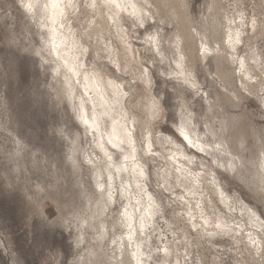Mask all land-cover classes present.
<instances>
[{
	"label": "rangeland",
	"instance_id": "rangeland-1",
	"mask_svg": "<svg viewBox=\"0 0 264 264\" xmlns=\"http://www.w3.org/2000/svg\"><path fill=\"white\" fill-rule=\"evenodd\" d=\"M16 1L0 0V264H80L78 262L82 260V256L88 250L87 242L84 241L88 240H84L80 247L76 244V237L79 233L76 228L77 220L84 212L87 215V207H91L92 202L95 203L98 198L93 175L90 173L93 162L91 164L89 159L102 161L103 158L99 151L101 149L96 145L97 132L96 136L89 137L85 133L89 127H85L87 123L83 122L85 123L83 124L80 120L83 117L81 113L80 119L78 118V108L81 104L86 105L89 110V112L87 110V115L88 113L91 115L93 103L89 97L93 93L90 91L86 93L83 90L80 84L82 76L79 71L77 80L74 81L75 86L71 87L72 93H68L69 89L65 88L64 93L60 94V92V96H57L55 89L58 84L51 70L52 63L46 60L50 54L42 49L43 56H40L37 51L42 48L39 21L36 22L27 15L19 2ZM152 1L159 7V12H155L152 8L153 12L149 14L146 22L138 23L132 18L131 20L125 18L124 22L130 34V40L143 57L144 66H148L153 73V92H155V97L161 100L165 113L164 118L159 116L155 120L153 127L155 137L159 136L157 141H161V144L154 141L153 148L155 152L159 153V157L155 156V159L151 160L150 155L147 157L141 155L143 156L142 160L147 163L145 165L147 176L143 183L154 198H157L160 205V211L154 214V220L148 229L151 238H149L151 241L148 249L152 250V258L150 257L152 261L150 259V262L151 264L154 262L155 264H172L177 259L178 263L181 261L180 263L184 264H264V247L260 248L263 249V251L260 250L263 254L262 258L260 257L259 260L251 258L256 247L259 246L255 244L258 243V237L264 239V165H261L264 160L262 155V153L264 154V1ZM77 3L82 5L81 8H84V3H81V0H77ZM211 3L215 7L211 6ZM178 11H184V16L180 15L179 17ZM224 13L236 19L233 25L235 24L236 29L242 32V41L238 44L234 61L226 63V66H224V62H221V66L217 68L215 60L209 56L203 61L197 59L193 69L194 75L191 76L192 78L190 77L191 80L180 79L178 73L174 75L172 70H174L175 64L173 63L182 61L180 60L181 56L178 55H185L183 60L187 62L188 59H191L189 57L194 54L193 47L184 42L187 52H184L185 54L181 52V49L174 44L175 36L176 39L178 36L181 39L184 38L182 29H188L184 25L188 26L189 21L191 22L190 31L193 30V24H198L197 27L204 31L208 28L207 24L210 23L208 21H215L216 18L217 29H219L217 35H221L220 38L223 40V31L226 28L220 24L222 21L227 22ZM81 18H85L84 15L80 16V20H82ZM76 23L78 22H74V24ZM251 24L257 26V32L252 30ZM155 34L159 35L160 48L158 50L164 54L163 56L156 49L145 44L146 39ZM111 45L114 47V44ZM85 52L84 70L92 72L93 64L96 62L100 68L116 72V76L122 74L121 76L131 83L133 88L136 86L140 93L143 92V83L140 80H135L134 77L132 79L134 71L131 72L129 68H126L123 73H120L114 69V66L112 67L111 63V65L105 63L107 62L105 58V62L97 60V58V61L94 60L96 51L93 52L89 49ZM250 57H253V60L249 59ZM239 58H245L250 62L248 76H245L248 79L241 83L237 79V73L239 68L244 70L246 67L239 66L235 60ZM74 61L76 62L77 59ZM223 68L227 73L222 70ZM228 72L229 74L234 73L231 75L233 79H231V85L224 79L222 80V74L228 75ZM233 75H236V81ZM60 80L63 81L62 76H60ZM227 88L229 91L226 90ZM209 102L213 104L211 110H209ZM127 104L125 101L124 107ZM224 116L227 117L225 123L228 121V124L234 125L233 128L228 129V136L224 130L223 133H220L221 128L218 126ZM206 120H209L214 127L216 136L212 134L210 136L206 132ZM104 123L101 125L103 135L109 130L108 123ZM181 124L185 126L190 124L191 126H188L190 129L196 128L197 125L196 129L200 133L205 132L201 133L202 137L204 134L210 136H207L209 144L213 138L227 141L229 137H233L234 143L238 144L235 152L228 153V157H232L231 168L223 165L222 158L218 157L223 150L222 146L218 145L219 142L217 145L211 143L218 147L212 145L215 149L209 153L207 149L201 151L192 145H186L185 148H188L185 150L189 156L194 157L191 167L195 171L215 172L214 176L219 178L217 181L221 185L223 184L222 186L226 192L228 191V194L234 193L232 196L239 197L240 202L243 201L245 206L249 205L250 208L256 210L258 216H261L258 227L253 222H250L251 225L247 222L246 229L248 230H242L243 233H246L244 239L242 238L243 234L232 232V234H227L228 236L215 235L212 240L205 238L203 241L201 240L202 242H197L195 233L198 227L191 228L192 230H188V233L187 231L183 233V226L187 222L184 220L185 217L180 221L183 213L181 209H185V203L180 198L181 195L186 194L181 188L171 190L174 186L170 184L172 179H170V171L167 169L169 166L164 164L165 160L162 159L169 153V150H172V144L169 145L165 136L173 137L171 139H174L173 141L177 145L184 141L177 131ZM237 135H240V143L237 140ZM184 143L186 142L184 141ZM152 155L154 156V154ZM114 156L116 163L123 160L118 153H114ZM215 160H219L222 165L215 163ZM77 165L81 166V169H76ZM211 169L213 171H210ZM161 173L164 174L165 183L171 185L170 188H163ZM122 180H127L124 174L121 178L116 179L115 190L121 189L120 186L125 183ZM200 183L202 184L196 191L195 202L196 206L202 205L203 207L199 193L203 192L202 186L205 183L202 181ZM205 191H208L207 188ZM117 194L121 200L116 202L106 215L107 224L109 223V226L107 225L109 237L100 244L94 230L87 231V236L91 235L89 246L92 247L95 256L91 264H107V260H104L100 255L104 249L105 253L109 252V260L111 253L114 255L117 251L115 248L117 244L113 241L121 232V227L115 224V218L118 215V208L125 204L123 192L117 190ZM223 208L220 204L216 205L215 213L224 216L232 226L236 225L237 220H242V212L238 209L233 208L229 212L230 210L224 208V212ZM93 214L96 215V212L94 211ZM60 215L63 216V220L59 218ZM236 217L237 219H235ZM258 229L261 231L259 232ZM113 230L116 231L115 236ZM256 232L262 237L257 234L258 237H256ZM254 237L257 239L253 240ZM116 240L118 239L116 238ZM247 240L248 242H245ZM173 250L174 253L171 254L170 252ZM75 260L77 261L75 262ZM177 260L175 261L177 262Z\"/></svg>",
	"mask_w": 264,
	"mask_h": 264
},
{
	"label": "bare ground",
	"instance_id": "bare-ground-1",
	"mask_svg": "<svg viewBox=\"0 0 264 264\" xmlns=\"http://www.w3.org/2000/svg\"><path fill=\"white\" fill-rule=\"evenodd\" d=\"M17 1L19 2L22 10L27 15L33 18L36 22L39 21L42 48L41 49L39 48V50L37 51L40 54V56H43L42 51H41L42 49L45 51H48L50 54V56L46 60L52 63L51 70L58 84V87H56L55 89L57 91V96L59 95L60 92H61L60 94L64 93L65 88L69 89L68 93H72L71 87L74 85V81L77 80L79 71H80V75L82 76L80 84L83 87V90L86 93L88 91L93 93V95L89 97L90 101L92 100V103H93L92 104L93 111L91 115H89V113L87 115L88 109L85 104H81V105L79 104L80 108H78L79 109L78 118L80 119L82 115L83 117L82 119H80L82 120V123L87 121L85 122L87 123V125L85 123L83 124H85V127L91 128V129L87 128L85 132L89 135V137L96 136L95 134L97 132L98 139L96 138L97 140L96 145H98L99 147L96 145L94 146L101 149L99 151H101L103 158H102V161L100 160L101 162L99 161L98 158H96L98 159V161L92 158L89 159L91 161V164L93 162V165H91L92 167L90 166L92 169L90 173L93 175V182L96 186L95 190L98 193V194L97 193L95 194L98 195L97 196L98 198L95 200L96 201L95 203L92 202L91 207H87L88 208L87 215L84 212V214L77 220L78 225L76 228L80 234L78 233V236L76 237V244H78L80 247V244L84 240H88V241H84V242H87L86 247L88 250L85 251V255L82 256V260H80L78 263L91 264L92 259L95 257L94 251H92V247L89 246L91 235L90 237L87 236L88 230L89 231L94 230V233L98 235L97 241L100 244H102L103 241L109 237V230H108L109 223L107 224L108 221L106 219V215H107V212L109 213V211L112 210L116 202L121 200V197L118 196L117 194V190H119L120 192H123L124 194L123 196H125V204L123 206H120L118 208V211L116 210L118 215H117V218H115V224L121 227L120 228L121 234L119 233L117 235L116 233L117 235L116 238L118 240H116V238L114 237L115 243L117 244V246H115L117 251L115 252L114 255H112L113 253H111L110 260L108 259L109 252L105 253L104 252L105 249L104 251L100 252V255H102L104 260H107V264H151L150 259L152 258L151 257L152 250H150L151 248L148 249L151 238H150V233L148 229H149L150 223H152L154 220V214L160 211L159 209L160 205H159L158 200H156L157 198H154V196L146 189V186L143 183V181L145 180L144 179L145 176H147V172L145 169V165H147V163H145L142 160L143 156L141 155H144L146 157L147 155L148 156L150 155L151 160H154L155 156L157 157L159 155V153L155 152V150L153 149L154 141H157L159 139L158 138L159 136L155 137L153 127H154L155 120H157L159 116L164 118L165 113H164V108L161 103V100L158 97H155L154 95L155 92H153L154 91L153 89V82H154L153 79L154 78L152 75L153 73L148 66H144L143 60H142L143 57L139 54V52H137V50L135 49L132 43V40H130V36H129L130 34L128 30L126 29L124 22H125V18L130 19V20L132 18V20L138 23L139 22L144 23L146 22L149 14L153 12L151 11V9L153 8L155 12H159V7L156 4H154L152 0H140V1L139 0H114V3L112 4H105L103 3V0H84V1L81 0V3H84V8H81L82 5L78 4L77 0H17ZM93 2L96 5L95 7L91 6ZM27 3H31L33 5L30 11L24 7V5ZM46 5L47 7H45ZM117 5H119V7H117ZM213 5L214 4L211 3V6ZM178 14H179V17L180 15L184 16L185 12L178 11ZM226 14L224 13V16L227 22L222 21V23L220 24L221 26L226 28V30L223 31V36H224L223 40L220 38L221 35L220 36L217 35L219 33V29H217L218 21L216 18H215V21L214 20L208 21L210 23L207 24L208 28H206L204 31L201 30L202 28L197 27L198 24L197 25L193 24L192 25L193 30L190 31L191 30L189 29L191 25L190 21L188 23V26L184 25L186 28H188V29H182L184 38L181 39L178 36L176 39V36H175L174 44L175 46H177V48L181 49V52L183 53L187 52L184 43L189 44L190 47H193L194 54H192L189 57L191 58L190 60L188 59L190 64L187 63L188 61L186 62L183 60L185 59L183 58L185 57V55L183 56V55L177 54L178 56H181L180 60L182 61H178L179 58L177 57L178 62L173 63L175 64V68L173 65L174 70H172L174 75L178 73L180 79H183L186 81L191 80L190 77L194 75L193 69L195 67L196 61H198L197 59L203 61V60H206L207 57L209 56L213 57V60H215V65L217 68L221 66L220 65L221 62L222 63L224 62L223 64H225L224 66H226L228 62L234 61V55L238 51V44L242 41V38H241L242 32H240L239 29L238 30L236 29L235 24L233 25L236 19H233L232 16H230L229 14L227 15ZM82 15H84L85 18L83 19L81 18L82 20H80V16ZM74 22H78L79 25H76L78 23L74 24ZM251 27L254 32H257V26H254V24H251ZM151 38L152 39H146L147 41H145L146 42L145 44H148L150 47H152V49H156L159 52V54H162L158 50V48H160L159 47V39H160L159 35L158 34L157 35L155 34L154 36L151 35ZM111 44H114L115 48ZM160 44L162 43L160 42ZM174 47L172 48L174 49ZM89 49L90 51L92 50L93 52L96 51L94 52L95 53L94 60H96V58L97 60H100V61L104 60V62L107 60V62L105 63H108L109 65L112 64V67L114 66L115 67L114 69L118 70L120 73H123L124 69L126 68L127 69L129 68L131 72L134 71V74H132L134 75L132 76V79L134 77L135 80L136 79L140 80L141 83H143V87H144L143 92L140 93V91L138 90L136 86L133 88L132 84L127 82L121 76L122 74L118 75L119 76L118 77L116 76V72L114 73V71L110 72L108 69L100 68L95 61H94L95 64L92 63L93 64L92 72L91 70H84L83 58L86 57L85 51ZM175 50L177 52H180L177 49ZM163 55L164 54H162V56ZM74 59H77V61L75 62ZM249 59L253 60V57L252 58L250 57ZM235 60L239 64V66L246 67L244 70L239 68V71L237 73V79L241 83L242 81H245L246 79H248V77L246 78L245 76H248V70L250 69L248 68V64L250 62L249 60H246L245 58H239ZM254 63H255V60H254ZM142 64L144 67L142 66ZM224 68L222 69L223 71L226 69ZM225 72L227 73L226 70ZM226 73L222 74V80L224 79L228 84L230 83L231 85L232 83L231 75L234 73L229 74L228 72V75ZM60 76H62L63 81L60 80ZM233 76L236 81V78H235L236 75H233ZM190 83L192 84V82ZM226 90H228V88ZM234 90L236 91V89ZM68 95L71 96L70 94ZM236 95L238 96V94ZM153 100L157 101L160 105V108L158 111H154ZM125 101H127L128 103L126 107H124ZM212 105H213L212 103L210 102L208 103L209 110H211ZM77 106H78V103H77ZM226 119L227 117L225 118L224 116L223 120L219 122L218 126L221 128L220 133H223V130H224L226 132V135L228 136L229 134L228 129L233 128L234 125L228 124V121L225 123ZM104 122L108 123L109 130L103 135L102 134L103 129L101 125ZM189 122L190 121H188V123ZM205 123H206V130H207L206 132H208L210 136L211 134L215 135L214 127H212L209 120H206ZM188 126L190 127L191 125L190 124L187 126L184 125L185 131L187 132L190 139L195 144L199 145V149L200 148H203V150L207 149L209 153L211 151H214L213 149H215V147H213L215 144L213 145L211 143L213 142V143H216L217 145L218 144L217 142H219L218 145H221L223 150L220 149L222 152L219 151L220 154L218 155V157L220 156L222 158L223 165H225L228 168L232 167V162H231L232 157H228V153L235 152L238 148V144L234 143L233 137H229L227 141H219L218 139L215 140L213 138V141L210 143L211 144L210 145L208 142V137L210 136L204 134L202 137L201 133H203L204 131L200 133V131L196 129L197 125H196V128H194L195 126L193 127L194 129H190ZM177 131H178V128H177ZM138 133H139V136H138ZM181 137L183 138V136ZM169 138L170 137L165 136V139H167L166 141H169ZM171 138H170L171 143L169 145L172 144L171 145L172 150H169V153L164 155L162 159L165 160L164 164L169 166V168L167 169L170 171L169 176H171L170 179H172L171 180L172 183L170 184L174 186V188H172L171 190H174L175 188L176 189L181 188L183 192L186 194V195H181L182 193L180 194L181 201L185 203L184 205L185 209L184 210L181 209V211H183L184 213V215H182L183 213L181 214V220L177 218L178 220L182 221L183 217H185L184 220L187 222L186 224L187 226L184 224L183 233L184 231H187L188 233V230L190 231L192 230L191 228L198 227L197 232L194 230V232H196L195 238L197 242L201 240L203 241L205 238H209L212 240V238L215 235L217 236V235L222 234L224 236L227 234H232V232L240 234V235L243 234L242 238L244 239V237L246 236V235L244 236V234L246 233H243L242 230L243 229H244L243 231L248 230L246 229L248 225L247 222H249L250 225L253 222L258 227L260 224L259 222H261L259 221V218L261 216H258V214L256 213V210L250 208L249 205L245 206L244 205L245 203L243 204V201L240 202L241 200L238 199L239 197L236 198L232 196L234 193L232 195L228 194L227 193L228 191L226 192L225 188L222 186L223 184L221 185L217 181L219 178L217 179L214 176L215 172L208 173L207 171V173L206 172L204 173L201 170L195 171V169L191 167V165H193L194 163L193 162L194 157L192 158V155L189 156L185 150L188 148V147L185 148L186 145H190L188 141L184 139V141L186 142L184 143V141L182 142L180 140L182 143H180V145H177L176 142L173 141L174 139H171ZM237 140L240 143L241 141L240 135H237ZM130 141L135 142L134 143V148H135L134 153H133V144L130 143ZM106 142L109 144H107ZM159 142L161 144V141ZM260 142H261V139H260ZM114 144L116 145V147H113ZM217 147L218 146H216V148ZM94 149H97V148H94ZM114 153L120 154V157H122L123 160L116 163V160H114V157H115ZM151 154H154V156L152 155L154 158L151 156ZM262 155L264 156L263 153ZM109 157H111V159H109ZM125 157H127V159H125ZM219 160H215L214 162L217 163L218 165H222L220 164ZM261 165H264V160ZM77 166H76V169H81V166H79L80 168ZM165 166L163 167L165 168ZM210 171H213V170L211 169ZM141 172H143L142 176L140 175ZM121 174L122 175L124 174L127 180L126 181L122 180L125 183L123 184V186L122 185L120 186L121 189L115 190V181L117 178L119 179L122 177ZM162 175L163 176L161 179L164 183L163 188L164 187H166V189L170 188L169 186L171 185L168 183H165L166 179L164 178V174ZM166 175L168 176L167 172H166ZM201 181L205 183L203 184L204 186H202L203 192L199 193L200 196L198 194L199 198L202 199L201 201L199 200L203 204V207L200 204L201 205L200 207L202 208L196 206V202H195L196 191L200 188V185L202 184L200 183ZM98 184L101 187H103L104 189L103 194H101L100 189L97 187ZM204 188L205 189L207 188L208 191H205ZM109 194L111 195V199L108 198ZM218 204H220L222 208L224 207L226 210L228 211L230 210L229 212H231L233 208L235 210L238 209L239 211H241L242 215L241 214L240 215L242 216L243 221L241 219H240L241 221L237 220L236 221L237 226L234 224L233 226L229 224L226 221L224 216L219 215V213L218 215L215 213L216 210H214V208ZM225 209H224V212H225ZM94 211L96 212V215L93 214ZM59 218L63 220L62 219L63 216L60 215ZM73 219L71 220L73 221ZM235 219H237V217ZM185 221L184 223H186ZM113 232H114L113 235L115 236L116 231L113 230ZM257 233L258 232H256L255 235ZM130 235H131V239H129ZM257 235H260V234H257ZM257 235L256 237H258ZM183 236L185 237L184 234ZM258 238L259 240L254 237L253 240L257 239L258 243H255V244L259 246L256 247V250L251 248L252 250L255 251V253L252 255L251 258H255L257 260H259L260 257L262 258L263 249H260V248L264 247L263 237L262 238L258 237ZM73 240H74V237H73ZM245 242H248V240ZM110 245H111V242H110ZM260 250L262 251L260 252ZM170 253L173 254L174 250L173 252L171 251ZM175 260H174V263H178V260L177 262ZM76 261L77 260H75V262ZM180 262L178 264H184L183 262L182 263ZM100 264H104V263H100Z\"/></svg>",
	"mask_w": 264,
	"mask_h": 264
},
{
	"label": "snow or ice",
	"instance_id": "snow-or-ice-1",
	"mask_svg": "<svg viewBox=\"0 0 264 264\" xmlns=\"http://www.w3.org/2000/svg\"><path fill=\"white\" fill-rule=\"evenodd\" d=\"M103 3H105V4H112V3H114V0H103ZM91 6H92V7H95L96 5H95V3L93 2V4H92ZM24 7L30 11V10L32 9L33 5H32L31 3H27V4L24 5ZM45 7H47V5H46ZM54 7H55V5H54ZM117 7H119V5H117ZM133 7H134V5H133ZM149 39H152V38L149 37ZM241 63H243V62H241ZM153 106H154V111H158L159 108H160L159 103H158L157 101H155V100H153ZM85 122H87V121H85ZM178 131H179L180 135L183 136V138H184L186 141H188V143H189L190 145H193V146L199 148V145H198V144H195V143L190 139V137L188 136L187 132L185 131V127H184L183 124H181V125L178 127ZM168 142L171 143L170 138H169V141H168ZM130 143L133 144V153H134V152H135V148H134V143H135V142H134V141H130ZM113 147H116V145L114 144ZM21 148H22V146H21ZM200 150L203 151V148H200ZM133 158H134V156H133ZM109 159H111V157H109ZM125 159H127V157H125ZM140 175L142 176V175H143V172H141ZM97 187L100 189L101 194H103V192H104L103 187H101L99 184L97 185ZM108 198L111 199V195H110V194H109V197H108ZM129 239H131V235L129 236ZM113 243H115V241H113ZM254 243H255V242H254Z\"/></svg>",
	"mask_w": 264,
	"mask_h": 264
}]
</instances>
